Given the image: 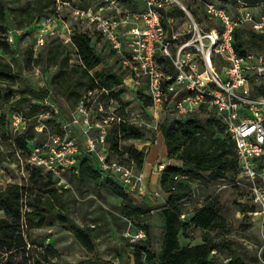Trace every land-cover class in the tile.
Here are the masks:
<instances>
[{"label": "trees", "instance_id": "16d2710c", "mask_svg": "<svg viewBox=\"0 0 264 264\" xmlns=\"http://www.w3.org/2000/svg\"><path fill=\"white\" fill-rule=\"evenodd\" d=\"M15 1V0H11ZM123 2V9L139 11L130 0ZM243 2L249 7L264 6V0H225L221 5L235 6ZM7 0H0V26L6 20V12L9 10ZM82 9V8H81ZM175 16L173 10L163 12ZM183 15L182 11H179ZM50 17V16H49ZM39 17L35 21V27L39 28L43 19ZM96 32L90 34L87 30L73 28L69 34L67 43L48 44L42 51L34 54L32 48H27L19 53L16 48L11 49L6 38H0V84L5 89H0V107L9 105L13 115H18L21 123L26 121L39 122L49 131V137H64L62 128L64 123H70L77 113V107L84 106L83 95L95 90L110 91L114 96L113 87L122 82L123 74L116 65L107 66L106 70L97 69L105 62V57L97 50V42L100 35ZM74 49L76 62L70 63L71 57L67 46ZM234 46L240 55H245L250 46H258L264 50V35L255 33L248 26L237 28L235 32ZM256 51V50H255ZM259 51V50H257ZM11 54L6 59L3 54ZM166 72L172 73V66L167 58L157 56ZM119 62V59H117ZM43 64V70L55 67L51 75L48 87H35L24 75V67L30 64ZM116 68V69H115ZM253 93L264 97V82L253 87ZM14 94L18 96L15 97ZM148 97V96H147ZM62 98L67 108L73 111L69 118L67 110L62 103ZM53 103L58 111L51 112L47 117H41L46 110L45 102ZM145 105H151L145 101ZM120 119L117 120L116 118ZM117 123L114 129L105 134V153L108 159L109 153L115 155L118 162L128 167L134 166L138 171L142 170L146 156L144 143L141 148L135 146V142H144L146 129L121 115H115ZM10 120L0 116V131H3L2 139L9 141L13 147L30 155L33 147L42 145L43 142L34 141L33 135L5 136ZM41 127V130H43ZM158 131L161 133L168 158L179 160L180 166H165L161 171L160 186L167 192L166 203L157 207L154 213L159 216L162 226L155 240L150 232V225L145 219L151 213V209L143 208L129 199L125 188L113 176L103 173L97 165L96 156L86 149H79L76 155V164L69 169L80 181H91L95 186H103L122 199L121 212L126 217L137 219L139 230L144 237L133 243L131 250L134 264H220L218 253L229 250L231 241L226 237L228 231L225 221L218 210L210 204L197 208L188 219L182 220L180 214L183 211L184 199L192 190L191 185L197 181L213 182L224 180L230 175L232 185L236 188L239 174V166L236 158L235 146L229 134L224 132L223 125L215 117L213 111L205 115L193 117H178L175 114L165 113L158 122ZM74 138V136H69ZM134 140L126 149H122V141ZM3 160L2 140H0V161ZM117 160V159H116ZM29 176L38 179L41 190L32 186L9 183L0 189V263L13 264L16 256H20L18 264H58L45 251L33 254L27 244V231L32 228H40L45 223L48 215L63 206V201L58 193L55 183L58 177L41 166L29 164ZM264 167V156L257 161V169ZM185 173L187 181L178 182L173 186V176ZM206 174V175H205ZM44 179L46 181H44ZM250 200V199H249ZM243 214L253 213L255 205L250 201L241 204ZM56 215L63 221L67 219L58 212ZM198 227L204 231L201 243L185 244L181 238H188V229ZM67 228L73 233L76 240L90 253L94 251L95 244L91 238L90 227H80L69 224ZM215 231L214 235L210 232ZM159 245L155 251L154 244ZM80 264H116L101 258H90ZM230 264H244L240 257H232Z\"/></svg>", "mask_w": 264, "mask_h": 264}, {"label": "rangeland", "instance_id": "374dc122", "mask_svg": "<svg viewBox=\"0 0 264 264\" xmlns=\"http://www.w3.org/2000/svg\"><path fill=\"white\" fill-rule=\"evenodd\" d=\"M9 10L6 12V20L3 26H0V38L7 39L11 49L16 48L19 53L27 48H32L34 54L42 51L51 42L67 43V37L73 28L87 30L93 34L94 28L88 22L86 16L77 14V8L88 10L100 16H115L113 11L109 12L104 8L101 9L102 3L99 0H75L69 4H65V0H7ZM129 4L133 5L139 11L144 9V0H130ZM203 1L206 0H173L167 4L164 12L173 10L175 19H181L183 22L189 19V15L185 12L180 4H183L189 14L199 21L202 26L207 25L204 16ZM217 3L225 0H213ZM120 9L123 10V2H120ZM260 7V6H258ZM127 11V10H126ZM179 11L183 15L178 14ZM170 16L169 14H167ZM54 16L55 18L47 24L41 23L39 28L35 27V21L39 17ZM96 34V33H95ZM101 37V36H100ZM42 41L39 42V41ZM97 50L104 55L105 62L97 69L106 70L107 66L118 68L117 55L113 53L107 42L99 38L97 42ZM70 53V63L76 62L74 49L67 46ZM258 46H250V50H261ZM0 55L2 51L0 50ZM6 59H10L11 54H3ZM116 69V68H115ZM55 67L43 70V64H30L24 67V75L35 87H48L51 75L55 72ZM123 74L122 82L113 87V93L103 91H92L83 95L84 112L82 115L75 113L70 126H67L65 134L74 136V140L78 149L87 147V139H95L99 136L102 129L108 133L114 129L117 120L111 117L121 115L124 118L135 121L138 117L143 118L146 129V139L144 142H135V146L143 143L148 159L159 158L167 166L180 165L179 160L168 158L161 142L162 135L158 131H154L156 121H161L164 113L158 108L146 106L145 101H149L147 97V88L135 86L131 82L129 73L120 69ZM0 89H5L4 84H0ZM17 97V94H14ZM67 110L69 118L73 111H70L65 101L60 98ZM46 110L41 117H47L51 112L57 113V107L50 101L45 102ZM157 113V119L154 113ZM13 111L9 105L0 107V116L5 115L9 120V126L5 129V136L33 135L34 141L52 143L49 137L48 129L44 128L39 122L32 120L22 124L16 122L13 124ZM112 119V120H111ZM43 127V130H41ZM105 132V133H106ZM3 131H0V140H2L3 160L0 161V189L9 183H18L20 185L32 186L41 190L43 184L38 179H31L29 171L32 168L29 165L27 153L2 139ZM156 139V143H150ZM134 140L122 141L120 146L122 149ZM99 150L106 146L97 145ZM110 159L119 160L115 155L109 153ZM132 170L138 173V170L131 166ZM151 178V189H155L161 193L145 188L143 182L144 193L138 191H126L129 199L143 208H150L143 198L150 197L155 199L151 202V207H160L166 203L168 197L167 192H160L159 181L161 171L154 172ZM206 175V174H205ZM231 175L224 180L213 182L197 181L191 185L192 190L184 199L182 205L186 218L199 207L210 204L213 205L223 217L228 234L226 237L231 241L229 250L218 253L220 264H230L232 257H240L244 264H264V231L261 230L258 218L253 215L243 214L241 204L245 205L250 201L251 193L245 186L236 188L232 185ZM60 180L55 183L58 193L63 201V206L54 211L53 214L47 216L45 223L40 228H32L27 231V244L32 249L33 254H39L45 251L52 257L53 261L58 264H80L90 258H101L109 260L116 264H134L131 250L133 243L137 239L139 226L136 218L126 217L122 214L120 206L122 199L113 194L109 189L103 186H95L91 181H80L71 171L65 170L61 172ZM44 181H46L44 179ZM139 185V182H137ZM60 212L67 219L63 221L56 215ZM2 213L0 212V216ZM184 219V220H185ZM161 219L158 215L151 212L145 219V223L150 225V232L155 240L162 226ZM76 224L80 227L91 228V238L95 244L94 251L88 252L74 237L73 233L67 228L69 224ZM189 237L181 238V242L185 244L201 243V236L204 231L198 227L191 226L188 229ZM211 235L215 231L210 232ZM155 251L159 250V245L154 244ZM13 264L21 262L20 256H16ZM2 264V263H0Z\"/></svg>", "mask_w": 264, "mask_h": 264}, {"label": "built area", "instance_id": "2783aa9c", "mask_svg": "<svg viewBox=\"0 0 264 264\" xmlns=\"http://www.w3.org/2000/svg\"><path fill=\"white\" fill-rule=\"evenodd\" d=\"M72 1L75 0L63 2ZM99 1L101 9L113 11L115 16L102 17L80 8L75 12L86 16L94 31L107 42L119 59L120 69L129 73L131 82L147 88L151 108L159 107L178 117L213 111L234 142L239 166L235 183L251 193L250 202L256 210L250 215L258 218L264 231V167L257 169L258 159L264 156V97L253 93V87L264 82V50L240 55L234 46L237 28L248 26L264 35V6L249 7L238 2L232 7L206 0L203 8L207 25L202 26L181 3L189 19L183 22L174 16H164V9L173 0H144V9L134 12L121 10L120 0ZM54 18L47 17L42 23H50ZM157 56L170 61L172 73L165 71ZM76 111L82 115L83 105ZM154 115L157 119L156 112ZM13 119V124L21 122L18 115L14 114ZM133 122L145 124L141 117ZM158 122L153 127L156 132ZM67 126L68 123L62 125L65 132ZM105 132L102 129L97 138H88L85 149L96 156L98 168L115 177L125 191L144 193L140 172L108 159L105 147L99 150L98 144L105 145ZM51 140L52 143L33 147L28 162L60 177L61 172L76 164L79 149L75 140L66 134L62 138L51 136ZM156 142L153 139L148 144ZM165 166L163 161L158 162L155 171H162ZM187 180V174H175L172 189L178 182ZM180 218L184 220L186 213L182 212ZM142 237L144 233L140 230L135 238Z\"/></svg>", "mask_w": 264, "mask_h": 264}, {"label": "crops", "instance_id": "0c3cea01", "mask_svg": "<svg viewBox=\"0 0 264 264\" xmlns=\"http://www.w3.org/2000/svg\"><path fill=\"white\" fill-rule=\"evenodd\" d=\"M161 142L164 144V139H163V137H162ZM141 146H142V145H140V146H136V147H137V148H141ZM164 149H165V152H166L165 144H164ZM147 155H148V154H146V156H145L142 170H141V171H138V172H140V173L142 174L143 183L146 184V185H145V188H149V189H151V188H150V187H151L150 185H151V178H152V176L154 175V174H153V171H154V172H157V171H155V166H156V164H157L158 162H162V160H161V161H158L159 158L148 159ZM172 159H173V158H172ZM180 164H181V163H180ZM175 166H178V165H175ZM179 166H180V165H179ZM157 173H158V172H157ZM159 183H160V181H159ZM158 186H159V188H160V192H162V194H163L164 191H163V189L161 188L160 184H159ZM151 190H152V191H156L157 194H158L159 196H161V193H159V191H157V190H155V189H153V188H152ZM166 199H167V198H166ZM166 199H164V201H165ZM154 200H155V199H153V198H151V197H150V200H149L147 197L143 198V201H144L147 205L150 206V208H151V212H153V213H154V211H155L156 208H157V207H155V208L151 207V204H152L151 202H154ZM161 224H162V222H161Z\"/></svg>", "mask_w": 264, "mask_h": 264}]
</instances>
